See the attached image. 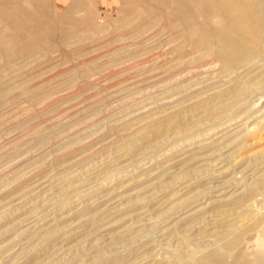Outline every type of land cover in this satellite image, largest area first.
Returning <instances> with one entry per match:
<instances>
[{
	"label": "rangeland",
	"instance_id": "374dc122",
	"mask_svg": "<svg viewBox=\"0 0 264 264\" xmlns=\"http://www.w3.org/2000/svg\"><path fill=\"white\" fill-rule=\"evenodd\" d=\"M150 1L0 17V264H264V19L224 58Z\"/></svg>",
	"mask_w": 264,
	"mask_h": 264
},
{
	"label": "bare ground",
	"instance_id": "6f19581e",
	"mask_svg": "<svg viewBox=\"0 0 264 264\" xmlns=\"http://www.w3.org/2000/svg\"><path fill=\"white\" fill-rule=\"evenodd\" d=\"M152 1L153 0L150 2ZM155 1L156 0L153 2L154 5ZM54 2L55 1H53V3ZM146 2L149 3V0H146ZM19 3H21V0H0V17H2V19H9L10 21L15 20V22L21 21L22 19L31 20V23L34 25L29 26V29L31 28L34 37L37 39L40 38L38 35H35L36 30L39 29L42 26L41 24L44 22H55V17L53 15H46L45 12L40 10L38 11L37 9L25 8ZM172 3L175 5V10L178 9L177 13L179 20H177L176 23H179L182 27L183 34L188 33L190 36L191 32L194 31L198 36L197 41L200 42L198 43L199 46L203 44L202 46L206 48L219 51L220 56L224 58H228L230 55L236 54L241 56L247 53H255V46L260 38V34L258 35V33L263 25L264 0H172ZM51 5L52 4H50V6ZM148 5L149 8L150 5L152 7V3H149ZM194 6H198L200 10L199 13H195L192 10ZM11 10L14 12H11ZM160 13H162V11ZM208 14H215L217 15L216 18L221 16V19L219 20L220 22H217L214 26L212 24L210 25L208 22L211 23L210 19L212 17L209 21H207ZM174 15H172V17H174ZM68 18H70L68 20L70 22L71 19H73L72 17ZM57 21L59 22V20ZM68 21H65V23ZM213 22L215 23L214 20ZM191 37L192 36H190V38ZM261 37L264 38L263 35ZM257 53L258 52L256 51V54Z\"/></svg>",
	"mask_w": 264,
	"mask_h": 264
}]
</instances>
